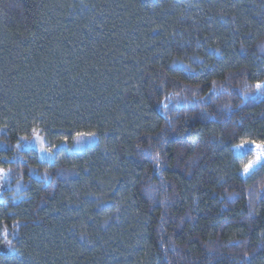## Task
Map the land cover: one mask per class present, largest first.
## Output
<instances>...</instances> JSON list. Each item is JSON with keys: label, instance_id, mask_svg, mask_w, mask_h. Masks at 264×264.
<instances>
[{"label": "trees", "instance_id": "obj_1", "mask_svg": "<svg viewBox=\"0 0 264 264\" xmlns=\"http://www.w3.org/2000/svg\"><path fill=\"white\" fill-rule=\"evenodd\" d=\"M261 82L264 0H0V264H264Z\"/></svg>", "mask_w": 264, "mask_h": 264}, {"label": "snow or ice", "instance_id": "obj_2", "mask_svg": "<svg viewBox=\"0 0 264 264\" xmlns=\"http://www.w3.org/2000/svg\"><path fill=\"white\" fill-rule=\"evenodd\" d=\"M251 99H261L264 100V82L257 83L255 86V95L251 97ZM35 131V130H34ZM95 136V133L92 132H78L76 133L77 142H80V139L84 137ZM37 140H40L41 144H43V140L39 135L36 136ZM65 142H67V138H65ZM245 145H249L247 149H245ZM236 151L240 155H246L248 152L255 153V159L244 165L242 169V175H247L251 170H253L257 165L264 163V140H261L257 143L255 140H242L240 144L236 145ZM157 164H159V154H157ZM4 173L0 170V176ZM4 236H7V232H4ZM10 246V251H16L14 247H11V241H7Z\"/></svg>", "mask_w": 264, "mask_h": 264}, {"label": "rangeland", "instance_id": "obj_3", "mask_svg": "<svg viewBox=\"0 0 264 264\" xmlns=\"http://www.w3.org/2000/svg\"><path fill=\"white\" fill-rule=\"evenodd\" d=\"M39 135L41 137V139L43 140V144H41L40 140H37L36 139V136ZM98 140L97 136H89V137H84L82 139H80V142L78 143L77 142V138L75 139L74 141V147H73V150L74 151H82L86 146H90V145H93L94 143H96ZM28 146L30 147H35V149H37V151H40L41 153V156L44 158V156H47L46 153H48V150L47 148L44 146L45 145V142H44V139L42 138V136L39 134V133H35L34 136L32 137L31 141L27 143ZM249 147V145H245V149H247ZM249 154H252L254 156V159H255V153L253 152H248ZM247 153V154H248ZM53 154H51L50 156H52ZM260 165V164H259ZM257 165V166H259ZM256 166V167H257ZM255 167V168H256ZM254 168V169H255ZM253 169V170H254ZM252 171V170H251ZM250 171V172H251ZM249 172V173H250ZM248 173V174H249ZM247 174V175H248Z\"/></svg>", "mask_w": 264, "mask_h": 264}]
</instances>
